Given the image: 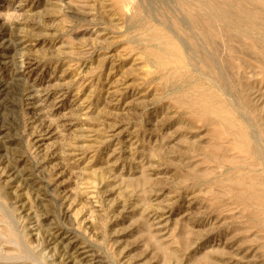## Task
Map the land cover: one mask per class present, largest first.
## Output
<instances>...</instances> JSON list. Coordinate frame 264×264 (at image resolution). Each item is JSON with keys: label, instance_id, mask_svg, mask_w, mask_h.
Listing matches in <instances>:
<instances>
[{"label": "rangeland", "instance_id": "374dc122", "mask_svg": "<svg viewBox=\"0 0 264 264\" xmlns=\"http://www.w3.org/2000/svg\"><path fill=\"white\" fill-rule=\"evenodd\" d=\"M130 1L0 0V264H264V0Z\"/></svg>", "mask_w": 264, "mask_h": 264}, {"label": "bare ground", "instance_id": "6f19581e", "mask_svg": "<svg viewBox=\"0 0 264 264\" xmlns=\"http://www.w3.org/2000/svg\"><path fill=\"white\" fill-rule=\"evenodd\" d=\"M132 1H133V0H131L130 3H131ZM179 1H180V0H179ZM187 1H188V0H187ZM197 1H198V0H197ZM197 1H196V2H197ZM199 1H200V0H199ZM202 1H203V0H202ZM222 1H223V0H222ZM183 2H185V1L183 0ZM207 2H208V1H207ZM207 2H205V3H207ZM185 3H186V2H185ZM189 3H191V1H190ZM202 3H204V2H201V4H202ZM205 3H204V4H205ZM209 3H210V2H209ZM211 3H212V2H211ZM245 3H246V2H245ZM181 4H182V3H181ZM191 4H192V3H191ZM201 4H200V6H201ZM202 5H203V4H202ZM207 5H208V4H207ZM210 5H213V6H214L215 3H214V4H210ZM228 5H229V4H228ZM239 5H240V4H239ZM183 6H184V4H183ZM188 6H189V5H188ZM216 6H217V5H216ZM231 6H232V5H231ZM235 6H236V5H235ZM195 7H196V5H195ZM202 7H203V6H202ZM202 7H201V9H203ZM208 7H209V6H208ZM208 7H207V8H208ZM218 7H220V6H218ZM218 7H217V8H218ZM205 8H206V6H205ZM205 8H204V9H205ZM209 8H211V7H209ZM213 8H214V7H213ZM213 8H212V9H213ZM215 8H216V7H215ZM217 8H216V9H217ZM196 9L199 10L200 8L197 7ZM201 9H200V11H198V12H201V11H202ZM204 9H203V10H204ZM221 9H222V8H221ZM246 9H247V8H246ZM262 9H263V8H262ZM186 10H187V9H186ZM197 10H196V11H197ZM209 10H211V9H209ZM217 10H218V9H217ZM225 10H226V9H225ZM187 11H188V10H187ZM191 11H192V10H191ZM206 11H207V10H206ZM228 11H229V10H228ZM228 11H227V12H228ZM242 11H243V9H242ZM198 12H197V15H199ZM202 12H203V11H202ZM204 12H205V11H204ZM207 12H208V11H207ZM207 12H206V13H207ZM210 12H212V11H210ZM210 12H209V13H210ZM220 12H221V11H220ZM233 12H234V11H233ZM245 12H248V11L246 10ZM215 13H217V12H215ZM193 14H194V13H193ZM202 14H203V13H202ZM219 14H221V16H217V17L226 18V19H228V20H231V19H232L228 14H223V15H222V13H219ZM242 14H244V13H242ZM247 14H248V13H247ZM258 14H259V13H258ZM195 15H196V13H195ZM204 15H205V14H204ZM212 15H214V14H212ZM215 15H216V14H215ZM234 15H235V14H233V17H235ZM244 15L247 16L246 14H244ZM252 16H253V15H252ZM213 17H214V16H213ZM247 17H248V16H247ZM248 18H250V17H248ZM235 19H236V18H235ZM242 19H243V18L240 17V19H238L237 22H238V23L243 22ZM219 20H220V19H219ZM245 21H246V20H245ZM247 21H248V20H247ZM253 21H255V20H253ZM260 21H261V20H260ZM196 22H198V20H197ZM200 22H202V21H200ZM208 22L212 23V22H213V21H212V18L209 17ZM224 22H225V21H224ZM248 22H249V21H248ZM245 23H246V22H245ZM228 24H229V23H228ZM255 24H256V23H255ZM203 25H204V24H203ZM246 26H247V25H246ZM248 26H249V25H248ZM230 27H231V26H230ZM253 27H254V26H253ZM218 28H219V27H218ZM231 28H232V27H231ZM237 28H238V27H237ZM249 28H250V27H249ZM255 28H256V27H255ZM255 28H254V29H255ZM243 29H244V27H243ZM245 29H246V28H245ZM245 29H244V30H245ZM203 30H204V29H203ZM233 30H234V29H233ZM244 30H240V31H244ZM247 30H249V29H247ZM250 30H251V29H250ZM211 32H212V31H211ZM257 32H258V31H257ZM205 33H208V32H205ZM230 33H231V32H230ZM238 33H240V32H238ZM244 33H245V32H244ZM251 33H252V32H251ZM212 35H213V34H212ZM233 35H235V34L233 33ZM239 35H240V34H239ZM250 35H251V34H250ZM206 36H207V35H206ZM212 37L214 38V36H212ZM247 38H248V37H247ZM204 39H205V38H204ZM212 40H213V39H212ZM208 41H209V40H208ZM206 42H207V41H206ZM176 55H177V54H176ZM187 61H188V60H187ZM250 98H251V97H250ZM261 98H262V97H261ZM204 101H205V99H204ZM212 102H213V101H212ZM206 107H207V106H206ZM203 108H204V107H203ZM211 110H212V109H211ZM212 111H213V110H212ZM227 112H228V111H227ZM224 113H225V112H224ZM225 114H226V113H225ZM221 115L223 116V114H221ZM225 119H226V118H225ZM239 132H241V131H239ZM242 132H243V131H242ZM241 138L245 139V138H246V135L243 133V137H241ZM259 140H260V139H259ZM252 141H253V142L251 143V146L249 145V146H250V147H249L250 149L248 148V149H249V152H250L254 157H256L257 159L262 160L263 153L261 152V148H260V145H259L260 143L258 144V143H257L258 141L256 142V140H255V142H254V138H253ZM261 143H262V142H261ZM244 146H245V145H244ZM248 149H247V150H248ZM255 174H256V173H255ZM239 183H240V182H239ZM243 186H244V185H243ZM253 190H254V187L250 185V187H247V188H246V193H248L249 195L251 194V195H252L251 197H253ZM255 200H257V201L260 200V197H256Z\"/></svg>", "mask_w": 264, "mask_h": 264}]
</instances>
